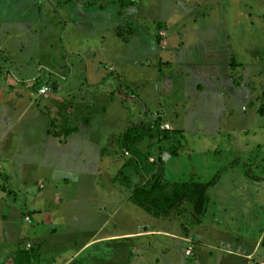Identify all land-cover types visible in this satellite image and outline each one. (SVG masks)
I'll list each match as a JSON object with an SVG mask.
<instances>
[{
    "label": "rangeland",
    "instance_id": "374dc122",
    "mask_svg": "<svg viewBox=\"0 0 264 264\" xmlns=\"http://www.w3.org/2000/svg\"><path fill=\"white\" fill-rule=\"evenodd\" d=\"M215 70L225 78L233 116L210 86L200 92ZM226 72L253 94L247 109L249 94L231 93ZM0 105L8 131L0 132V176L13 177L20 197L25 179L46 171L55 178L41 195L31 187L39 197L28 196L27 206L56 215L51 245L66 254L94 237L149 227L168 231L167 244H187L183 264H204L213 250L203 234L212 245L235 235L234 243L243 239L245 246L264 234V0H0ZM75 128L87 135L61 143L69 139L65 130ZM12 147L14 153L6 151ZM2 176L0 203L24 206ZM216 177L199 221L189 204L165 219L133 205L134 192L157 178L174 184ZM55 195V204L65 199L56 208L49 203ZM119 206L113 223H105L98 210L113 214ZM30 218L23 216L5 264L30 263L22 247ZM164 239L137 240L155 241L138 260L171 264L158 258ZM235 247L236 255H249ZM125 248L104 245L103 254L120 263ZM247 249L248 264H264L257 244ZM95 251L83 259H98ZM214 264L245 263L217 253Z\"/></svg>",
    "mask_w": 264,
    "mask_h": 264
},
{
    "label": "crops",
    "instance_id": "0c3cea01",
    "mask_svg": "<svg viewBox=\"0 0 264 264\" xmlns=\"http://www.w3.org/2000/svg\"><path fill=\"white\" fill-rule=\"evenodd\" d=\"M212 64H213L214 68H211V69H215V67H217L216 62L212 61ZM228 68H229V66H228ZM215 72H216V70L214 71V73ZM228 74H229V72H226V75L223 77L227 76V79L230 81V83L232 85L231 93L237 92L238 89H240V90L245 89V87L243 85L238 86L237 84H235L234 81H232L228 77ZM215 75L216 76L214 79H212V78L208 79V77H206L207 80L205 81V85L202 84L203 90L202 91L198 90V91L202 92V94H203V92L205 90L207 91V87L210 86V88H212L214 90L213 93L217 96V98L222 100L224 107L226 108L227 114L233 116L234 115V109H232L230 106L228 107V99H229L228 93L229 92L225 88L226 83L223 84V82H225L224 81L225 78H222L221 76L219 77L217 72ZM246 92L249 94V96H248V100L243 105V107L245 109H247L246 104H248V102L253 98V94L251 92H249L247 90H246ZM202 94H200V96ZM256 94H257V92H256ZM46 98H48V95H46ZM20 102H21V100H20ZM72 113L73 112L71 111L66 116H70ZM2 115H3V117L8 119L9 115L7 113L3 112ZM0 120H1V117H0ZM3 125H4V121H2V123L0 125V132H2V133L7 132L8 133V131L3 129V127H2ZM75 130L77 131V133L69 136V139L66 142L61 141V143L63 142L65 145H68V143L71 139L79 137L80 135H87V133L85 134L84 132L78 131V129H76V128H75ZM88 130L89 129H87V132H88ZM4 138H3V140H4ZM108 141H109V139H107V141H105L106 144L108 143ZM3 146H5V145H3ZM9 149H7L6 151L7 152L9 151V153H14L13 147H12V149H10L11 151ZM100 150H101V146L99 148V154H100ZM98 160H99V157H98ZM45 171L46 170H44V172ZM1 176H0V178H1ZM2 177H4V179L7 178L6 184L8 187V192L12 193V195H10V194L9 195L10 196H16L15 199L19 198L20 197L18 195L19 192H17L15 190V188L12 187L13 177L11 175H8V174H4V176H2ZM54 181H55V178L51 177V175L48 174L47 171L45 173L41 172L40 176L35 177L34 179H31L28 181H27V179H25V181H24L25 182V188H24L25 190H23L24 193L21 194L22 196L20 197V198L23 197L24 200L26 201V203H24V206H21V207L17 206V205L8 206V205H5L4 203H0V264H5V260L7 258L9 260H12L11 255H14V251L17 247L16 246L17 242H19V239L21 237V227H22L21 225L24 223L23 222V216L24 215L31 217L30 220L28 219L30 223H29V227L26 231L27 241L22 246L23 248L27 249V251H29L28 254L31 255L30 256L31 257V261H30L31 264H143V263L146 264V262H144L143 260H138V258L141 256L142 253L147 254L148 250L155 249V247H154L155 241H153L154 244L153 243L150 244L147 242H137V240L143 241V240H145V239L147 240L148 238H151V237L152 238H158V239H164V238L168 239V237H172V236H169L170 233L168 231H164V230L155 231L154 229L146 227V228L137 229V230H140L138 232L135 231V232H127L124 234H118V235L114 234V235H108V236H102V237H94L93 239L84 243L81 247H78L72 254H66V252L64 253V251H63L64 249L59 250V249L54 248V245H51L54 242H53V239L50 237L56 235L58 232V229H59L58 228V226H59L58 222L57 223L55 222V216L56 215H54L50 209L49 210L31 209L30 207L27 206V199H28L27 197L28 196H31V197L33 196L34 200L37 197H39L38 195H34L33 193H32L33 195H31V191H30L31 187L37 188L38 194L41 195L48 188V186H46V184L54 183ZM65 181L67 183H65ZM70 182L71 181L68 178V176L64 175L62 178V183L64 185H69ZM217 183H218V181H217ZM108 185L110 188L111 187L110 181H108ZM114 185L115 184H113L112 186H114ZM215 186L213 188H215ZM43 195L47 196L46 193ZM0 199L4 200L3 197L2 198L0 197ZM56 199H58V197L56 198V195L53 198L49 199V200H51V201H49V203L54 205L55 208H56V205L60 206L61 204H64V202H65V199L63 198V202L60 205H59V203L55 204L54 201H56ZM133 205H135V203ZM119 208H120V206L115 210V212H113V214H111L112 212H110V210L107 208L100 209L98 211L102 212L104 217H107L105 219V223H110V222L113 223L114 215H115L116 211L119 210ZM59 214H60V212H59ZM59 214L57 212V215H59ZM169 216L170 215H168L166 217H161V218L165 219ZM173 237H177V236L175 235ZM233 237L230 238V240L229 239L225 240V242L222 244L212 245V244H209L206 242L207 238H205V235L203 234L201 241H203L208 248L213 250V252H212L213 254L209 257H206L205 260L203 261V263L204 264H214L215 256L217 255V253H222V254L231 255L237 259H241L244 261L245 264H248V260L250 259L252 251H250V249H247V248L253 247L256 244L260 248V251H262L264 253V249L261 246L262 241L264 240V234L261 237H260V235H258L256 241L251 246L250 245L245 246V243H247V242H245L243 239L240 241L239 244H235L233 241ZM177 238H180V237H177ZM180 239L184 240V238H180ZM203 239H205V240H203ZM164 241H165V244L163 242L160 243V241L157 242V243H160L159 244L160 247L162 246L161 249H159L158 258L161 256H164L165 258H167V260L169 262H171V264L173 263V261H176L178 263L180 261V264L186 263L185 262L186 258L185 259L183 258V256H184L183 253L186 250L185 248H186L187 244L179 242L182 240H171L172 244H167L168 241L165 239H164ZM121 242H124V244L126 245V248H125L126 258H124L122 262L117 263L116 259H118V258L116 256H113V257L112 256H105V254H103L104 252L106 253L105 250L103 251L104 245H115L116 243H121ZM227 244L229 246L228 249L227 248H221V246L227 245ZM237 245L240 247L244 246V248L247 250V253H249V255H244L243 253L240 255H236L234 253V251L236 250L235 246H237ZM91 248L96 249L95 256H98L97 257L98 259L94 260L93 256L89 257L88 259H83L84 253L87 252ZM6 253H9V256H7ZM111 254H114V252H111ZM5 255H6V257H5ZM253 256H256V254ZM134 257H137V258H134ZM159 262H160V260L156 259V264H160ZM30 263H28V264H30Z\"/></svg>",
    "mask_w": 264,
    "mask_h": 264
},
{
    "label": "trees",
    "instance_id": "16d2710c",
    "mask_svg": "<svg viewBox=\"0 0 264 264\" xmlns=\"http://www.w3.org/2000/svg\"><path fill=\"white\" fill-rule=\"evenodd\" d=\"M75 133H77L75 129L65 130L64 135L69 137ZM217 179L216 177L208 183L164 184L160 178H157L149 183L147 188L137 189L134 192V203L155 218L166 217L181 205L189 204L192 206L193 218L199 221L207 213L208 193L217 184ZM261 246L264 249V240Z\"/></svg>",
    "mask_w": 264,
    "mask_h": 264
},
{
    "label": "built area",
    "instance_id": "2783aa9c",
    "mask_svg": "<svg viewBox=\"0 0 264 264\" xmlns=\"http://www.w3.org/2000/svg\"><path fill=\"white\" fill-rule=\"evenodd\" d=\"M49 91V89H47V88H42L41 90H40V94L41 95H46V93Z\"/></svg>",
    "mask_w": 264,
    "mask_h": 264
}]
</instances>
